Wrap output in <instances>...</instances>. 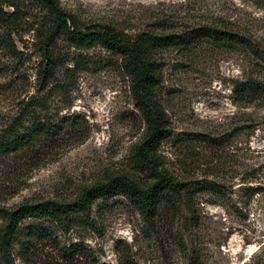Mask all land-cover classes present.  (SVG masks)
I'll return each mask as SVG.
<instances>
[{"label": "rangeland", "instance_id": "1", "mask_svg": "<svg viewBox=\"0 0 264 264\" xmlns=\"http://www.w3.org/2000/svg\"><path fill=\"white\" fill-rule=\"evenodd\" d=\"M56 1L80 26L112 25L137 33L171 17L175 32L185 26L189 32L199 22L222 18L264 43V1ZM17 2L15 9L0 0V8L10 14L0 21V133L34 99L45 108L27 115L24 126L35 114L43 120L78 118L65 135L68 147L29 177L9 176L0 165V207L72 199L112 175L140 173L133 153L146 124L120 56L100 45L76 46L57 34L50 47L57 72L42 88L39 48L49 24L47 10L35 0ZM193 42L188 49L163 53L160 95L171 131L160 153L187 185L218 181L224 184L222 193H195L188 199L193 209L185 199L175 208L162 203L150 221L125 195L101 198L93 205L91 223L77 225L84 222L79 219L59 233L62 244L92 248L106 264H118L120 249L132 250L139 264H264V106L242 105L234 95L252 63L238 51ZM13 179L26 182L12 195ZM18 251L15 264H26Z\"/></svg>", "mask_w": 264, "mask_h": 264}, {"label": "trees", "instance_id": "2", "mask_svg": "<svg viewBox=\"0 0 264 264\" xmlns=\"http://www.w3.org/2000/svg\"><path fill=\"white\" fill-rule=\"evenodd\" d=\"M3 1L15 9L19 8L17 0ZM35 1L45 7L49 22L45 40L39 48L42 57L39 81L42 88L51 82L57 72L58 62L50 50L55 35H64L79 47L100 45L120 56L130 77L133 98L142 113L146 132L133 153L137 172L140 173L112 175L83 188L72 199H39L24 201L14 207H0V264H15L16 247H19L17 253L26 264H106L92 248L82 244H62L59 234L68 232L79 219L85 223L77 225L91 223L93 205L98 199L125 195L150 221L162 203L175 208L195 193L208 191L220 195L223 191L224 184L218 181L189 186L165 166L160 148L170 137L171 121L160 95L163 53L170 49H188L193 41L212 43L243 53L252 63L251 72L245 79L236 82L234 95L242 105L260 107L264 106V43L259 42L252 32L222 18L199 22L189 32L187 26L185 30L180 28L179 32H175L174 20L168 17L156 22L154 30L128 33L112 25L80 26L56 0ZM9 16L0 8V21L7 20ZM181 30L187 34L180 33ZM8 45L11 52H17L13 40H9ZM38 107L44 109V103L32 100L25 107V112L0 133V165L5 166L3 172L9 173V176L18 172L22 178L29 177L68 147V142H64L65 135L76 126L78 117L70 115L56 121L52 117L43 120L35 114L34 120L24 126L26 116L36 113ZM139 174L147 176V179ZM19 181L13 179L11 190L15 189L12 195L26 182ZM191 200L188 201L189 209H193ZM118 264L139 263L132 250L120 249Z\"/></svg>", "mask_w": 264, "mask_h": 264}]
</instances>
